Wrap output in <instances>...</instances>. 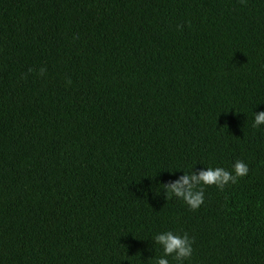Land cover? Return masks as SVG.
<instances>
[{
    "label": "trees",
    "instance_id": "trees-1",
    "mask_svg": "<svg viewBox=\"0 0 264 264\" xmlns=\"http://www.w3.org/2000/svg\"><path fill=\"white\" fill-rule=\"evenodd\" d=\"M260 111L264 0H0V264H152L164 231L264 264ZM237 160L197 211L168 198Z\"/></svg>",
    "mask_w": 264,
    "mask_h": 264
},
{
    "label": "clouds",
    "instance_id": "clouds-1",
    "mask_svg": "<svg viewBox=\"0 0 264 264\" xmlns=\"http://www.w3.org/2000/svg\"><path fill=\"white\" fill-rule=\"evenodd\" d=\"M44 69L40 74H44ZM253 129L260 130L264 126V111L254 112ZM249 167L243 161L237 160L232 171L223 167H205L199 171L194 168L191 171H183L179 179L163 184L168 198H176L182 201L192 211H197L205 203V190L208 186H214L223 191L225 186L236 184L239 178L246 176ZM155 245L162 249V254L149 260L152 264H170L171 257L176 264H185L193 255V238L187 233L183 235L173 231H164L152 237Z\"/></svg>",
    "mask_w": 264,
    "mask_h": 264
}]
</instances>
